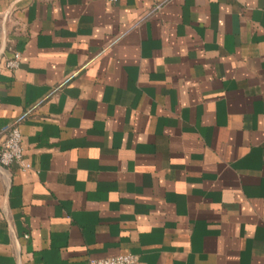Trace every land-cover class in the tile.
I'll return each instance as SVG.
<instances>
[{"label": "crops", "instance_id": "0c3cea01", "mask_svg": "<svg viewBox=\"0 0 264 264\" xmlns=\"http://www.w3.org/2000/svg\"><path fill=\"white\" fill-rule=\"evenodd\" d=\"M13 127L0 264H264V0H0Z\"/></svg>", "mask_w": 264, "mask_h": 264}, {"label": "built area", "instance_id": "2783aa9c", "mask_svg": "<svg viewBox=\"0 0 264 264\" xmlns=\"http://www.w3.org/2000/svg\"><path fill=\"white\" fill-rule=\"evenodd\" d=\"M109 2H117L119 0H107ZM2 49V48H1ZM19 54L14 52L12 56L5 60L4 65L7 68H15L18 64ZM0 165L12 166L16 165L19 169L25 170L31 167L30 162L25 158L21 148V134L18 128L9 129L0 138ZM135 258L131 254H119L111 257L98 259H89L87 264H134Z\"/></svg>", "mask_w": 264, "mask_h": 264}]
</instances>
